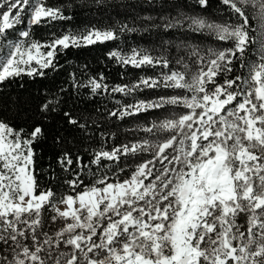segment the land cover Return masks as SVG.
Returning a JSON list of instances; mask_svg holds the SVG:
<instances>
[{
	"label": "snow or ice",
	"instance_id": "6c2138e0",
	"mask_svg": "<svg viewBox=\"0 0 264 264\" xmlns=\"http://www.w3.org/2000/svg\"><path fill=\"white\" fill-rule=\"evenodd\" d=\"M93 3L106 10L107 0ZM167 3L158 20L132 18L157 30V54L107 53L153 75L110 85L103 73L83 81L73 73L70 88L15 100L0 91V264H264V0H217L219 16L208 12L211 0L171 11ZM69 7L0 0V90L58 72L70 48L138 31L121 22L34 38L35 28L72 20ZM205 34L213 47L193 43ZM145 90L158 94L116 99ZM101 95L114 105L90 110ZM150 111L171 114L139 129L148 138L105 147L114 136L108 120ZM42 143L52 150L44 183Z\"/></svg>",
	"mask_w": 264,
	"mask_h": 264
},
{
	"label": "trees",
	"instance_id": "16d2710c",
	"mask_svg": "<svg viewBox=\"0 0 264 264\" xmlns=\"http://www.w3.org/2000/svg\"><path fill=\"white\" fill-rule=\"evenodd\" d=\"M51 4H57L58 0H49ZM187 3L189 7L193 4V0H168V3L164 5L169 11L172 10L174 3ZM65 5H71L68 8V13L73 16L70 21H62L55 23L51 28L49 27H38L34 29V38L41 41H47L50 39V33L56 32L62 34L65 32H82L87 27L95 25L97 28L105 29L109 26L118 27L121 22L128 23L138 29L137 32L122 33L120 38L115 41H108L105 43H96L91 46L81 48H70L59 57V63L63 67L58 72H49L48 75L43 78H37L33 81L31 78L23 77L17 82L3 88L2 91L4 98L15 100L18 95H23L27 98L29 95L33 97L39 96L47 88L60 87L70 88L71 86V75H75L81 80H85L86 76H99L103 73L107 78L108 84H119L124 82L133 81L140 75H153L151 69H133L131 67L121 68L114 61L107 58V53L111 50L119 48L127 52L130 48H141L152 51H157L153 54H157L160 51L159 38L157 30L151 27V23L144 22L141 19L133 21V17H144L152 16L158 20V14L161 10L163 0H153L151 4L147 0H107L106 10L101 12L98 7L93 3V0H64ZM177 11H185L181 8ZM209 13L219 16L217 0H211V7L208 10ZM192 14V13H188ZM199 15V11L196 13ZM208 18V17H206ZM149 28V31H144L145 28ZM175 38V37H164ZM193 43L200 44L202 47L209 48L213 47L214 44L211 39L207 38V34L203 37L197 36ZM175 55V50L172 51ZM87 65V68L84 66ZM158 71V70H157ZM83 73V74H82ZM123 74V80L121 76ZM24 84V88L20 87V84ZM82 95H87L81 90ZM156 93H151V90H145L142 93H137L133 97H121L119 94L116 95V99H123L125 102L131 103L134 100L148 99L151 96H155ZM95 99V103H89L87 107L90 110L100 109L101 112L106 108H110L114 105L115 101L107 96L101 95ZM71 104V102H70ZM81 108L85 105L81 104ZM171 113L159 114L154 111L148 113H140L134 117H126L123 121L108 120L107 124L110 132L114 134L113 138L108 140L105 147L112 144L128 143L140 138H148L147 134L139 131L141 127L147 126L154 120L163 119L165 115ZM99 118V114L96 111H91V119L95 120ZM103 127V124L101 125ZM94 147H100L95 145ZM50 143H42L37 146V160L36 168L38 173V179L41 183L47 179L43 175V170L47 169L51 156ZM124 164L127 166L126 171L130 174L132 169L135 168V158L126 159ZM115 165H113L114 167ZM120 178H127L124 173H118ZM117 177L113 176L115 180Z\"/></svg>",
	"mask_w": 264,
	"mask_h": 264
},
{
	"label": "rangeland",
	"instance_id": "374dc122",
	"mask_svg": "<svg viewBox=\"0 0 264 264\" xmlns=\"http://www.w3.org/2000/svg\"><path fill=\"white\" fill-rule=\"evenodd\" d=\"M151 93H156V95L158 94L157 93V91H154V90H151ZM156 95L155 96H151L150 98H148V99H153V98H155L156 97ZM143 100H147V99H143Z\"/></svg>",
	"mask_w": 264,
	"mask_h": 264
}]
</instances>
